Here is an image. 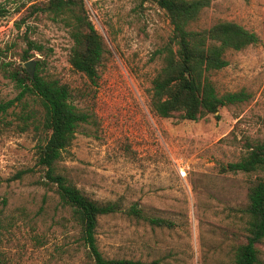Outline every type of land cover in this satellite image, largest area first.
Returning a JSON list of instances; mask_svg holds the SVG:
<instances>
[{
  "label": "rangeland",
  "instance_id": "374dc122",
  "mask_svg": "<svg viewBox=\"0 0 264 264\" xmlns=\"http://www.w3.org/2000/svg\"><path fill=\"white\" fill-rule=\"evenodd\" d=\"M36 1L0 0L1 59L17 60L10 47L13 41L22 45L15 23ZM84 1L107 48L94 85L71 68L72 41L64 27L46 19L28 21L35 27L32 37L44 46V53L35 55L43 71L66 83L78 106L87 102L95 113V122L75 133L59 168L89 197L119 199L125 208L135 203L169 223L157 226L124 213L101 216L99 250L108 258L148 264H231L233 249L242 241L248 188L260 173L220 169L244 154L245 137L264 138V0H210L202 11L196 27L233 20L254 31L259 42L229 50L228 64L213 76L220 92L243 88L251 97L221 107L218 118L210 114L200 120L160 117L149 104L150 82L161 66L156 49L171 31L156 1ZM83 89L88 96H81ZM16 93L0 72V101ZM13 125L0 123V249L5 264H86L79 228L54 191L40 183L38 132H19ZM20 170L27 174L10 180ZM257 246L258 264H264V241Z\"/></svg>",
  "mask_w": 264,
  "mask_h": 264
},
{
  "label": "trees",
  "instance_id": "16d2710c",
  "mask_svg": "<svg viewBox=\"0 0 264 264\" xmlns=\"http://www.w3.org/2000/svg\"><path fill=\"white\" fill-rule=\"evenodd\" d=\"M164 11L171 26L170 34L157 49L161 66L154 74L149 88V104L160 117L178 120H200L218 112L221 107L247 101L251 94L245 89L220 92L213 76L228 64L229 50L238 51L259 42L258 35L233 20H218L207 27H196L210 0H155ZM0 8V14L3 12ZM43 19L64 27L72 41L68 62L75 71L83 73L91 84L96 83L97 66L107 51L102 35L92 23L84 0H39L25 8L16 21L21 31L13 41L17 60L1 59L0 72L17 90L14 97L0 101V123L13 125L23 132L32 128L38 132L35 145V165L43 171L40 183L52 189L58 204L70 213V220L79 228L85 246L86 264H148L140 260L105 257L98 248L96 228L101 216L124 213L157 226L169 223L146 214L137 204L123 207L119 199L98 201L86 195L59 168L63 153L71 145L77 130L95 122V113L86 102L81 107L74 102L72 89L58 78L45 73L36 53L43 54L44 46L31 34L33 24ZM22 26L24 29L21 30ZM6 45V49L10 48ZM14 47H17L16 50ZM33 58L32 76L23 62ZM88 96L89 90L80 91ZM12 119H7V114ZM218 118V115H215ZM244 154L238 160L221 165L222 172L260 173L249 186L244 209L242 241L232 254L231 264H258L257 244L264 241V138L242 140ZM28 171L30 169H27ZM27 170L14 173L10 180L21 179ZM5 202V200L3 201ZM0 226H2L0 224ZM2 227H0L1 230ZM2 234V233H0ZM1 241V237H0ZM6 257L0 249V264Z\"/></svg>",
  "mask_w": 264,
  "mask_h": 264
},
{
  "label": "water",
  "instance_id": "95a60500",
  "mask_svg": "<svg viewBox=\"0 0 264 264\" xmlns=\"http://www.w3.org/2000/svg\"><path fill=\"white\" fill-rule=\"evenodd\" d=\"M23 67L32 76L33 70H34V60L33 59H29V60L23 62Z\"/></svg>",
  "mask_w": 264,
  "mask_h": 264
}]
</instances>
